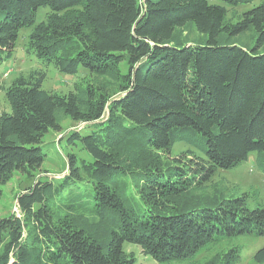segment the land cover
Segmentation results:
<instances>
[{
	"label": "trees",
	"instance_id": "trees-1",
	"mask_svg": "<svg viewBox=\"0 0 264 264\" xmlns=\"http://www.w3.org/2000/svg\"><path fill=\"white\" fill-rule=\"evenodd\" d=\"M227 13L209 0H0V65L30 28L27 46L43 67L80 79L67 92L48 90L38 68L2 85L12 108L0 114V198L15 171H39L55 147L44 137L67 115L86 124L66 137L68 172L21 192V216L0 213V264H134L126 242L169 261L223 239L264 237V205L251 207L246 193L180 207L251 152L264 172V52L256 51L264 0L236 22ZM189 24L201 36L192 40ZM117 83L122 92L112 97ZM178 142L189 149L158 157ZM127 179L133 195L121 185ZM85 194L109 225L68 210ZM241 254L236 245L207 264H237ZM254 262L264 264V245Z\"/></svg>",
	"mask_w": 264,
	"mask_h": 264
},
{
	"label": "rangeland",
	"instance_id": "rangeland-1",
	"mask_svg": "<svg viewBox=\"0 0 264 264\" xmlns=\"http://www.w3.org/2000/svg\"><path fill=\"white\" fill-rule=\"evenodd\" d=\"M262 1L263 0H254L253 2L233 6L223 0H209L210 3L224 4L227 7V20L231 22L239 20L243 12L251 9ZM49 11L50 9L48 7L41 8L39 10V18L44 19ZM30 32V28H24L20 31L13 56L0 65V114L3 111H10L12 108L6 96V90L2 88V85H10L21 73L28 74L38 68H43L48 75L43 82V87L48 90H57L59 92L69 91L73 88L75 81H80L78 77L59 71L54 65L43 67L37 55L32 50L28 49L27 45L29 44ZM189 34L192 40L201 36L198 29H196L193 24H189ZM255 41L256 31L254 29L244 34L243 42L246 45L254 46ZM256 51L264 52V43L260 44ZM120 69H123V66H121ZM118 85L117 83L110 89V95H113L112 97L122 92ZM106 115L107 111L102 117L105 119ZM62 124L61 130H51L44 137L46 144L52 147L55 143V147L49 152L47 159L44 161L39 171H37L35 175L34 173L28 174L22 171H15L12 177L2 185V194L0 198V213L2 216L22 215L18 196L21 192L27 190L30 185L34 184L38 177L47 176L51 178H60L68 172L69 159L67 154L70 147L66 145V137L71 131L80 130L86 124L84 122H75L68 115L63 120ZM188 149L189 145L184 142H178L175 143L170 150L158 154V157L169 161L172 160L173 156L178 155V153H183ZM258 155L259 153L257 151L251 152L248 158L237 167L227 171H218L211 181L207 182L204 186L198 187V190H195V192L188 193V197L185 198V195H183L182 198L184 199L180 202V204H182L180 207L193 203H199L200 205L207 203L213 204V202L209 201L215 199V197L241 195L243 193H246L248 204L251 207L260 204L264 205V172L259 167L257 161ZM145 158L146 160H150V158L146 156ZM120 182L126 193L133 195L129 180H122ZM74 202V207L72 209L68 208V210L71 211L75 217H79V221L80 219L85 220L93 226L109 225L108 219L98 212L92 197H89L88 194L82 196L81 200H76ZM168 204L173 208L174 205H176V203H174V205ZM137 205L139 207L138 203ZM143 206L144 205H142L141 208H143ZM56 209L61 214L64 213V210H67L63 206H60V204L56 206ZM109 216H111L110 212L108 213V217ZM100 238L105 244L108 241L107 236H101ZM236 245L240 246L242 249L240 261L237 264H255L254 255L256 251L264 245V237L238 236L232 239H223V241L217 244L202 248L197 254L191 257L176 258L169 261L156 260L153 256L145 253L140 245L132 242H126L124 244V250L126 255L135 257L134 264H207ZM1 249L2 246H0V251Z\"/></svg>",
	"mask_w": 264,
	"mask_h": 264
}]
</instances>
